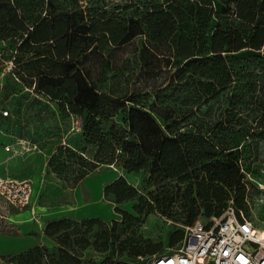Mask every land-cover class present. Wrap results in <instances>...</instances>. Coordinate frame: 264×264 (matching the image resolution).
Masks as SVG:
<instances>
[{"label":"trees","instance_id":"1","mask_svg":"<svg viewBox=\"0 0 264 264\" xmlns=\"http://www.w3.org/2000/svg\"><path fill=\"white\" fill-rule=\"evenodd\" d=\"M82 7L81 0H0V41L15 51L18 80L35 84L38 93L60 102L64 111L86 113L88 141L99 145L93 158L61 148V155L75 158L68 163L74 176L62 178L75 186L106 160L112 163L122 155L128 171H144L162 189L149 198L120 176L104 187L105 198L117 206L127 201H136L134 206L179 204L188 206L186 221H192L199 206L208 216L222 214L236 188L241 202L245 189L235 148L251 135L252 117L260 114L257 124L264 117V0L150 1L139 19L130 20L85 13ZM140 34L154 44L168 43L174 58L176 82L169 95H158L159 103L188 90L180 99L190 104V113L132 106L125 113V130L108 140L102 123L110 114L100 108L110 97L91 85L79 59L104 48V41L115 46ZM246 49L255 52L233 55ZM66 165L58 159V172ZM115 210L123 219L112 221V235L100 229L105 223L100 217L50 218L43 233L51 244L40 242L3 259L6 264H94L91 258L85 261L87 249L106 251L112 239L124 250L128 241L116 231L135 216ZM184 234L177 229L172 242ZM101 264L135 263L120 252Z\"/></svg>","mask_w":264,"mask_h":264},{"label":"rangeland","instance_id":"2","mask_svg":"<svg viewBox=\"0 0 264 264\" xmlns=\"http://www.w3.org/2000/svg\"><path fill=\"white\" fill-rule=\"evenodd\" d=\"M150 1L160 0H81V4L85 13L130 20L139 19ZM103 46L89 50L80 57L79 63L91 85L100 94L110 97L100 108L110 114L109 119L102 123L108 140L113 138L112 134L125 130V113L132 106L147 110L155 106L161 112L168 109L171 114L190 113V104H182L180 99L190 92L188 90L159 103L158 95H169V87L176 82V67L174 58L168 54V43L154 44L140 34L129 42L115 46L104 41ZM254 52L246 49L233 55L243 57ZM14 54L15 51L7 43L0 41V171L6 176L34 178L35 194L29 208L33 215L28 213L27 217H19L22 222L33 224L34 231L40 234V226L42 221L46 223V219L38 213V207L45 206L58 210L59 217H100L105 222L100 224V229L112 235V221L123 219V214L115 209H124L135 216L125 219L116 231V234L121 232L123 240L128 239L124 250H120L119 241L113 243L111 239L106 251L87 249L85 261L91 258L94 264H101L106 257L114 258L122 252L123 258L131 259L135 264H148L153 256L175 251L182 245L183 240L172 242V235L177 229L185 230V226L195 220H210L211 216L205 213L204 206H199L200 212L192 221H186L188 206H134L136 201L117 206L114 201L106 199L101 193L104 189L101 190L102 183L106 185L114 177L124 176L128 183L149 198L162 189L154 186L144 171H128L122 155L112 163L111 159L106 160L75 186L62 178L74 176L73 167L68 163L75 158L68 157L67 153L61 155V148L68 146L82 156L93 158L99 145L88 141L84 130L86 113H75L68 108L64 111L60 102L38 93L35 84L18 80L14 73L17 66ZM111 99L114 101L111 102ZM4 110L9 113L3 114ZM259 115L251 119V135L235 148L243 173L244 199L241 202L237 200L239 189L236 188L228 203L233 201L237 206L244 207L259 225L264 226V117L257 124ZM188 121L192 122V116ZM183 124L178 126L183 129ZM54 154L59 156L51 164ZM60 158L67 164L61 167L62 173L56 167ZM168 183L175 185L176 181ZM67 206H75V213L61 214L62 208ZM177 218L183 221H176ZM15 229L9 227L3 230L14 232ZM14 234L21 233L17 231ZM134 251L139 253L128 255Z\"/></svg>","mask_w":264,"mask_h":264},{"label":"built area","instance_id":"3","mask_svg":"<svg viewBox=\"0 0 264 264\" xmlns=\"http://www.w3.org/2000/svg\"><path fill=\"white\" fill-rule=\"evenodd\" d=\"M35 188L33 177L0 172V220L8 217L10 208L31 206ZM148 264H264V226L231 201L222 214L187 225L182 245L153 256Z\"/></svg>","mask_w":264,"mask_h":264},{"label":"crops","instance_id":"4","mask_svg":"<svg viewBox=\"0 0 264 264\" xmlns=\"http://www.w3.org/2000/svg\"><path fill=\"white\" fill-rule=\"evenodd\" d=\"M114 179H116V177L108 180L107 182H110ZM102 185L103 186L101 187V190L102 188H104L105 183H102ZM101 193H103L104 195V189ZM29 208L30 206L22 210L10 208L8 217L6 219L0 220V264H6L3 259L4 255L18 253L31 246L37 245L40 242H44L47 244L50 242V239L47 238L43 233V229L46 224L45 221H42L43 224H41L40 226V230H39L40 234H39L38 232L34 231L35 227L33 224H30L29 222H22L20 220L21 218L19 217H27L28 213L33 215L32 214L33 211H31ZM75 211H76L75 206H67L62 208L61 214L75 213ZM58 212H59L58 210L56 211L53 208H49L45 206L38 207V213L43 215L46 221L50 218L59 217L60 215ZM63 216H67V215H63ZM9 227H15L16 229L14 232H6L3 230ZM17 231L20 232L21 234H14Z\"/></svg>","mask_w":264,"mask_h":264}]
</instances>
